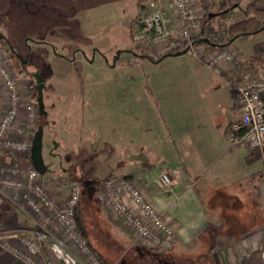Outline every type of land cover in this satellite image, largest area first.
<instances>
[{
  "label": "rangeland",
  "instance_id": "374dc122",
  "mask_svg": "<svg viewBox=\"0 0 264 264\" xmlns=\"http://www.w3.org/2000/svg\"><path fill=\"white\" fill-rule=\"evenodd\" d=\"M143 4L144 0H0V33L5 37L0 40V48L6 52V62L21 86L24 99L35 104V133L41 122L42 128L50 134L46 140L43 138L42 157L44 168L53 173L43 176V182L54 197L66 195L64 183L80 184L88 239L106 264H216L215 253L225 261L231 258L233 264H244L245 261L236 258V240L221 245L212 228L184 248L178 246L164 253L144 249L101 198L104 180H118L138 173L142 167L139 145L148 142L149 137L152 141H167L169 149L175 144L177 151L187 141L179 135V139L170 138L168 130L174 135L175 127H166L162 118L165 115L166 120L172 111H178L177 119L183 115L188 119L191 79L196 78L193 70L201 65L188 54L164 58L158 63L138 49L132 24ZM241 17L238 9L226 18L214 20L213 24L220 34L223 28L228 29ZM12 51L20 53L24 59L30 58L28 71L38 67L43 75L50 76L48 91L54 92L52 96L61 97L56 100L57 107L51 110L49 117L39 114L36 95L31 88L34 81L25 74L26 68L12 56ZM118 53L121 54L117 62ZM105 78L115 83L117 103L111 122L116 130L112 141L101 143L103 149H97L96 145V149L89 150L88 144L95 141L89 127L84 129L70 123L69 114L59 105L65 106L66 99L74 94H89L95 86L93 83ZM160 82L167 83V87L158 86ZM81 83L85 85H79ZM181 86V92H174ZM3 94L0 87V100ZM2 100L0 103L4 102ZM73 115L82 117L77 109ZM148 127L153 129L151 133L145 131ZM159 145L162 144L159 142ZM124 154H129L126 161ZM161 154L158 155L160 168L162 161L167 159L165 152ZM18 156H13L16 161ZM5 157L8 158H3V162L9 164L12 156ZM155 158L151 159L155 161ZM22 165L30 166L29 163ZM110 174L121 176H107ZM99 179V189H96Z\"/></svg>",
  "mask_w": 264,
  "mask_h": 264
},
{
  "label": "built area",
  "instance_id": "2783aa9c",
  "mask_svg": "<svg viewBox=\"0 0 264 264\" xmlns=\"http://www.w3.org/2000/svg\"><path fill=\"white\" fill-rule=\"evenodd\" d=\"M227 1L238 10L239 0H146L134 23L133 38L138 49L152 60L187 50L186 54L202 66L218 76H227L237 92L239 106L227 142L251 152L264 151V74L251 67L232 45L210 51L196 43L204 32L203 20L212 17L211 9ZM226 33L227 28H223L220 35ZM5 54L0 48V87L4 92V102L0 103V195L34 227L0 231V247L20 264H103L76 222L80 184L64 183L66 195L54 197L43 182L45 174L14 160L19 153L25 157L31 152L37 112L35 104L24 99ZM3 156H12L9 164L3 162ZM176 174L173 171L159 176L155 181L159 190L174 193L172 175ZM101 188L102 200L142 246L161 252L175 247V228L135 180L106 179ZM261 231L264 236V227ZM227 263L233 264L232 259Z\"/></svg>",
  "mask_w": 264,
  "mask_h": 264
},
{
  "label": "crops",
  "instance_id": "0c3cea01",
  "mask_svg": "<svg viewBox=\"0 0 264 264\" xmlns=\"http://www.w3.org/2000/svg\"><path fill=\"white\" fill-rule=\"evenodd\" d=\"M251 2L264 9V0H239L238 9L242 11ZM231 45L243 54L251 67L264 74V35L241 37ZM172 57L177 56L165 59ZM193 72L196 78L191 79V112L187 115L188 119L184 115L177 119L178 111H172L166 120L165 115L162 118L166 127H175L174 135L168 130L170 138L179 139L178 135L185 137L186 144L177 151L175 144L169 149L171 146L167 141H152L149 137L148 142L139 145L142 167L136 175L131 173L124 177L135 180L157 210L169 219L177 232V247L194 244L212 228L219 244L228 245L236 240V258L245 261L244 264H264V236L261 231L264 227V151L251 152L245 147L228 144L226 135L230 123L239 116L237 92L227 77L213 76L202 65L196 66ZM162 83L157 85L166 88L168 84ZM171 84L177 86L176 83ZM93 85L92 92L74 94L66 99L67 103L62 108L69 114L70 123L84 129L89 127L95 140L88 144L89 150L101 149L104 140L112 141L116 130L111 122L117 103L115 83L105 78ZM182 89L183 86L174 92H181ZM2 98L4 100V94ZM62 98L64 101V96ZM74 109L79 110L81 118L73 115ZM152 130L148 127L145 131L151 133ZM42 133L45 140L50 135L45 130ZM96 141L101 142L95 144ZM159 142L162 145L158 146ZM161 152L167 155V159L162 161V168L158 158ZM124 157L126 161L129 154H124ZM17 160L32 165L31 154L18 156ZM124 163L127 166V162ZM173 171H177L176 175H172L174 193L160 191L156 179ZM33 227L23 213L0 195V231L32 230ZM0 264L20 263L0 247Z\"/></svg>",
  "mask_w": 264,
  "mask_h": 264
},
{
  "label": "trees",
  "instance_id": "16d2710c",
  "mask_svg": "<svg viewBox=\"0 0 264 264\" xmlns=\"http://www.w3.org/2000/svg\"><path fill=\"white\" fill-rule=\"evenodd\" d=\"M146 1V0H145ZM144 1V2H145ZM218 9V10H217ZM217 10L216 12H214ZM212 17L207 18L204 22V32L202 36L196 39V43L199 46H205L208 50L214 51L218 47L231 45L237 39L245 36L258 37L264 35V9H261L257 6L256 2H251L242 9L243 17L231 23L227 29V33L225 36H221L219 34L218 29L215 28L213 21L218 18H226L233 12L232 4L227 1L221 3L219 7H213L211 9ZM136 19L133 21L132 30ZM203 39H208L209 43H205L202 41ZM3 40V39H0ZM201 40V41H200ZM154 61V60H153ZM159 60L155 61L158 62ZM227 77V76H223ZM130 179L131 177H125ZM96 189H99V183L95 185ZM96 192H98L96 190ZM82 196V193H81ZM93 203V201H92ZM85 207H83L82 200L80 199L76 219L79 225L80 230L84 234V236L88 239V233L86 231V216L84 215ZM89 241V239H88ZM90 248L93 253L101 260L103 264H106L103 257L92 247V244L89 241ZM177 247V245H175ZM174 247V248H175ZM212 244V248H213ZM173 248V249H174ZM215 248V247H214ZM144 249H147L144 247ZM164 253V252H162Z\"/></svg>",
  "mask_w": 264,
  "mask_h": 264
},
{
  "label": "flooded vegetation",
  "instance_id": "af4514ba",
  "mask_svg": "<svg viewBox=\"0 0 264 264\" xmlns=\"http://www.w3.org/2000/svg\"><path fill=\"white\" fill-rule=\"evenodd\" d=\"M4 38H1V39L4 40ZM12 52H13L12 56L17 57L18 60H20V62L22 63L23 68H26V69H24L25 74L27 76H29V78L31 80L34 81V86L32 88H33L35 95H36L39 114L41 115V117L42 116L45 118L49 117V114H51V110H53L55 107H57L56 100H58L61 97V96H59V98H57V95L52 96V94H54V92H52V90L48 91L49 85H50V83H49L50 76L47 74L43 75L41 72V69L38 67H34V71H28L27 66L29 65V67H31L30 66V64H31L30 58L27 57L26 59H24L22 57V55L20 53H18L17 51H12ZM120 54L117 55L118 60L120 58ZM118 60H116V61L118 62ZM40 86L42 89V94H40ZM40 98H42V100H43V107H44L43 113L40 110V103H39ZM59 107L62 109L64 106L60 104ZM45 122H48V121L45 120ZM43 130H45V129L42 128V123L40 122V125L38 127L37 132H39V131L43 132ZM37 132H36V134H37ZM44 169L46 170V173H49V174L53 173V171H48L46 168H44Z\"/></svg>",
  "mask_w": 264,
  "mask_h": 264
},
{
  "label": "water",
  "instance_id": "95a60500",
  "mask_svg": "<svg viewBox=\"0 0 264 264\" xmlns=\"http://www.w3.org/2000/svg\"><path fill=\"white\" fill-rule=\"evenodd\" d=\"M4 38V36L0 33V39ZM201 41V40H200ZM202 41H204L205 43H209L208 39H203ZM187 50L182 51V52H178L175 54H168L166 56H163L162 58L159 59L158 62L162 61L164 58L168 57V56H183L186 55ZM120 53H118L119 55ZM116 60H118V58H116ZM40 94H42V89L40 86ZM39 103H40V110L43 113L44 107H43V100L42 98L39 99ZM42 150H43V133L41 131L37 132L34 141H33V146L31 149V160H32V165L41 173V174H45L46 170L44 169L43 166V157H42ZM214 258L216 260V264H228L225 260L221 259L218 255V253L214 254Z\"/></svg>",
  "mask_w": 264,
  "mask_h": 264
}]
</instances>
